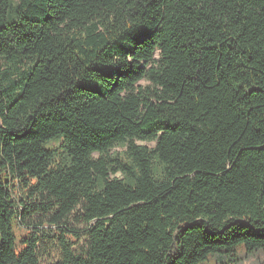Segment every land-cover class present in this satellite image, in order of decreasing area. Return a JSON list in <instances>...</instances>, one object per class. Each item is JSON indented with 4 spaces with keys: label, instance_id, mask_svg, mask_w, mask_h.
Masks as SVG:
<instances>
[{
    "label": "trees",
    "instance_id": "trees-1",
    "mask_svg": "<svg viewBox=\"0 0 264 264\" xmlns=\"http://www.w3.org/2000/svg\"><path fill=\"white\" fill-rule=\"evenodd\" d=\"M256 251L264 0H0V264Z\"/></svg>",
    "mask_w": 264,
    "mask_h": 264
},
{
    "label": "rangeland",
    "instance_id": "rangeland-1",
    "mask_svg": "<svg viewBox=\"0 0 264 264\" xmlns=\"http://www.w3.org/2000/svg\"><path fill=\"white\" fill-rule=\"evenodd\" d=\"M147 81H143L142 84H147ZM139 144H146L153 146L154 142L138 141ZM117 150H122L121 147H118ZM42 215L41 212H38L32 215L31 219H36ZM70 225L73 227H78L75 220L70 221ZM59 250L54 245H45L41 251V258L44 263H50L58 259ZM217 262L214 259L209 260L206 264H216ZM237 264H264V251H256L253 254H245L241 252L239 255V262Z\"/></svg>",
    "mask_w": 264,
    "mask_h": 264
}]
</instances>
